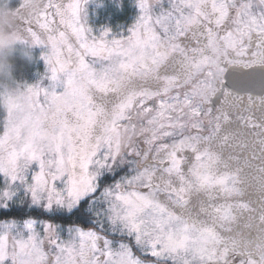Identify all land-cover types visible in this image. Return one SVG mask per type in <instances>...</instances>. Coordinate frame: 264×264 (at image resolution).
Wrapping results in <instances>:
<instances>
[{"label":"snow or ice","instance_id":"obj_1","mask_svg":"<svg viewBox=\"0 0 264 264\" xmlns=\"http://www.w3.org/2000/svg\"><path fill=\"white\" fill-rule=\"evenodd\" d=\"M87 2L22 20L49 84L0 124V264H264V0H136L123 33Z\"/></svg>","mask_w":264,"mask_h":264},{"label":"clouds","instance_id":"obj_2","mask_svg":"<svg viewBox=\"0 0 264 264\" xmlns=\"http://www.w3.org/2000/svg\"><path fill=\"white\" fill-rule=\"evenodd\" d=\"M44 5L45 0H0V124H18L35 112L25 81L15 75L14 57L33 59L34 46L20 29L23 18L39 15Z\"/></svg>","mask_w":264,"mask_h":264},{"label":"trees","instance_id":"obj_3","mask_svg":"<svg viewBox=\"0 0 264 264\" xmlns=\"http://www.w3.org/2000/svg\"><path fill=\"white\" fill-rule=\"evenodd\" d=\"M126 0L121 1V3H109L106 4V10L104 13L99 14V18L97 20V24L100 27H108L111 30L116 31L117 29L125 28L126 23L129 20V17L135 11V7H131L130 2H125ZM15 63V75L19 80L30 82L33 80L34 76L36 75L38 69V62L34 60L28 61L20 57L17 54L14 57Z\"/></svg>","mask_w":264,"mask_h":264},{"label":"rangeland","instance_id":"obj_4","mask_svg":"<svg viewBox=\"0 0 264 264\" xmlns=\"http://www.w3.org/2000/svg\"><path fill=\"white\" fill-rule=\"evenodd\" d=\"M121 1L123 0H88L87 4L85 5L86 8V12H87V21L89 23V25L93 28L94 31H99L104 27H100L99 24H97V20L100 19L99 18V14H102L105 12L106 8V4L109 3H121ZM130 2L131 3V7L134 6L135 7V11L133 12V14L129 17L128 22L125 25V28L123 29H117L116 31L112 30L115 33H123L126 32L127 29L134 23L135 19L137 18L138 14H139V8L137 6L136 0H126L125 1ZM45 49L42 46L36 45L33 47V59L31 61L34 60L36 62H38V69L36 72V75L34 76L33 80L27 83H34L36 81H40L41 82V86L47 87L49 84V80L47 79V76H45V73L47 71V66L43 60L42 57V52ZM61 90V89H58Z\"/></svg>","mask_w":264,"mask_h":264}]
</instances>
